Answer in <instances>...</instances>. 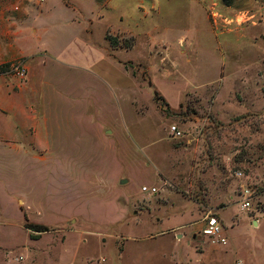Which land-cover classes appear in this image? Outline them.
I'll return each instance as SVG.
<instances>
[{"label":"rangeland","instance_id":"1","mask_svg":"<svg viewBox=\"0 0 264 264\" xmlns=\"http://www.w3.org/2000/svg\"><path fill=\"white\" fill-rule=\"evenodd\" d=\"M79 3L134 47L115 82L0 73V264H264V0Z\"/></svg>","mask_w":264,"mask_h":264},{"label":"crops","instance_id":"2","mask_svg":"<svg viewBox=\"0 0 264 264\" xmlns=\"http://www.w3.org/2000/svg\"><path fill=\"white\" fill-rule=\"evenodd\" d=\"M93 2L100 9L111 4V0ZM14 9L18 12L0 9V66L18 59L26 61L28 85L32 87L28 93H36L31 76L34 66L39 69L49 64V73L59 71V66L65 67L71 72L68 78L70 87L87 81L109 83L113 79L120 80L119 76H125V69L119 66V61L124 60L118 54L132 50L134 44L125 47L120 35L126 32L109 27L104 30L102 41L94 39L93 17L84 12L79 0H51L45 5L44 0H18ZM107 34L116 36L119 46H112L106 38ZM120 69L122 75H119ZM15 108L20 110L25 119L28 117L21 104ZM165 231L158 232L157 236H166ZM184 236L183 233H177L176 242L181 244ZM181 262L185 264L186 260L173 258V264Z\"/></svg>","mask_w":264,"mask_h":264},{"label":"built area","instance_id":"3","mask_svg":"<svg viewBox=\"0 0 264 264\" xmlns=\"http://www.w3.org/2000/svg\"><path fill=\"white\" fill-rule=\"evenodd\" d=\"M17 9V8H16ZM11 71L15 73L20 79H24L27 75V68L25 67L24 63L18 61L14 63L11 67ZM172 133L179 136L181 132L176 129V127H172ZM242 173L238 172L237 176H241ZM143 191L154 193L156 192V188H148L144 187ZM242 192V200H241V207L242 209H248L251 205L252 194L248 189H245ZM205 227L202 229V235L206 237L212 244L217 245H227L228 239L225 234V228L221 224L220 220L215 215H208L205 218Z\"/></svg>","mask_w":264,"mask_h":264},{"label":"trees","instance_id":"4","mask_svg":"<svg viewBox=\"0 0 264 264\" xmlns=\"http://www.w3.org/2000/svg\"><path fill=\"white\" fill-rule=\"evenodd\" d=\"M223 1H227V0H223ZM106 38L111 43L112 46H114V47L119 46V41H118V39L116 37H112L111 35L107 34ZM126 47H129V45H127ZM8 66H9V63L4 65V67H3V65L0 66V73L4 72L5 68L8 67ZM26 228L27 229H31L32 231L38 232V233L48 231V229L46 227H36V229H35V227H32V226L29 227V226L26 225Z\"/></svg>","mask_w":264,"mask_h":264},{"label":"water","instance_id":"5","mask_svg":"<svg viewBox=\"0 0 264 264\" xmlns=\"http://www.w3.org/2000/svg\"><path fill=\"white\" fill-rule=\"evenodd\" d=\"M126 181H123V183H125Z\"/></svg>","mask_w":264,"mask_h":264}]
</instances>
